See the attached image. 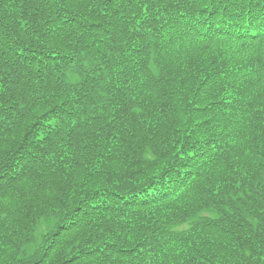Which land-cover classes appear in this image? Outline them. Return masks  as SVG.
I'll return each instance as SVG.
<instances>
[{
    "label": "trees",
    "instance_id": "1",
    "mask_svg": "<svg viewBox=\"0 0 264 264\" xmlns=\"http://www.w3.org/2000/svg\"><path fill=\"white\" fill-rule=\"evenodd\" d=\"M0 264H264V0H0Z\"/></svg>",
    "mask_w": 264,
    "mask_h": 264
}]
</instances>
